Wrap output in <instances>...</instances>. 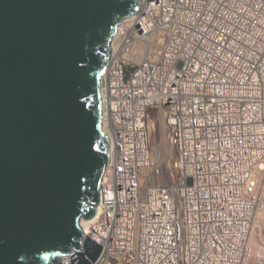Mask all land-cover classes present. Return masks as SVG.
Masks as SVG:
<instances>
[{"label": "built area", "instance_id": "built-area-1", "mask_svg": "<svg viewBox=\"0 0 264 264\" xmlns=\"http://www.w3.org/2000/svg\"><path fill=\"white\" fill-rule=\"evenodd\" d=\"M102 101L110 162L83 228L103 247L94 264H251L264 0H142L113 40Z\"/></svg>", "mask_w": 264, "mask_h": 264}, {"label": "water", "instance_id": "water-1", "mask_svg": "<svg viewBox=\"0 0 264 264\" xmlns=\"http://www.w3.org/2000/svg\"><path fill=\"white\" fill-rule=\"evenodd\" d=\"M142 0H0V264H94L102 80Z\"/></svg>", "mask_w": 264, "mask_h": 264}, {"label": "bare ground", "instance_id": "bare-ground-1", "mask_svg": "<svg viewBox=\"0 0 264 264\" xmlns=\"http://www.w3.org/2000/svg\"><path fill=\"white\" fill-rule=\"evenodd\" d=\"M118 35H119V32L116 34L115 38H117ZM158 129H159L160 136L157 135L158 133L153 134L152 141L154 144L156 143V146H157L156 149H161L162 151H165L166 154L170 153L168 146H167L165 128L163 125H160ZM103 131L106 133V128L104 124H103ZM90 223L91 221H85V220L81 221V224L84 229H87ZM263 240H264V217L259 216V218L255 222V225L253 227L252 236H251V244L253 248V256L251 259V264H263L262 263L263 259L261 257L263 256L261 255V248H262V245L264 244ZM254 250H256L255 253H254Z\"/></svg>", "mask_w": 264, "mask_h": 264}, {"label": "rangeland", "instance_id": "rangeland-1", "mask_svg": "<svg viewBox=\"0 0 264 264\" xmlns=\"http://www.w3.org/2000/svg\"><path fill=\"white\" fill-rule=\"evenodd\" d=\"M158 132H159V129H158ZM158 136H160V134H158ZM262 215H260L261 217H264V214L263 213H261ZM261 238H263V237H261ZM263 243H264V240H263ZM262 243V244H263ZM255 251L256 250H254V253H255ZM263 253V254H262ZM261 255H263V256H261L262 257V263L264 264V244L262 245V248H261Z\"/></svg>", "mask_w": 264, "mask_h": 264}]
</instances>
